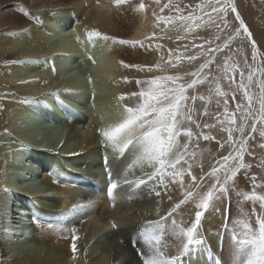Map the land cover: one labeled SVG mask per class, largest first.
<instances>
[{"label":"bare ground","instance_id":"obj_1","mask_svg":"<svg viewBox=\"0 0 264 264\" xmlns=\"http://www.w3.org/2000/svg\"><path fill=\"white\" fill-rule=\"evenodd\" d=\"M141 3L145 5L143 9L140 8ZM150 6L146 0H125L121 5H117L115 0H0V109L3 110L0 113V215H3V219L5 214L15 212L16 217L11 219L15 222L17 218L15 228H8L4 221H0V258L4 256L0 264H146L147 260L153 258L154 249L141 234L149 232L160 237L157 247L163 251L164 257L178 255L184 242L180 229L194 221L196 204L214 182L206 174L211 172L212 167L219 166L218 161L224 155L229 152L235 154L234 149H237L241 139L246 140L244 162L251 165L246 171L257 177L258 185H264V181H261V177H264V144H261L259 128L253 131L250 126L245 128L243 125L241 132L238 129L232 131L231 142L229 138L220 139L222 135L214 126L217 113L210 109L215 106L217 92L208 88L201 89L197 94L190 92L196 97L187 101L192 120L184 122L182 134L178 137L179 144H188V149L181 166L177 168L181 175L175 178L169 169L162 178L149 180V175L156 168L144 156L141 146L136 149L130 147L123 154L113 146L105 150L108 159L106 168L113 172L111 183H117V188L109 195V185L105 186L107 179H102L106 172L100 168L97 156L96 115L87 111L83 119L80 116L74 118L75 115L71 117V134L79 132V124L83 128L76 136L78 147L70 150L64 146L58 153L70 158L72 167L69 169L64 161L66 167L62 166L61 155L50 154L49 157L51 163L48 161V164L60 167L65 178L55 180L43 173L45 189L42 191L14 185L6 179L7 170L22 169L21 160H14L22 159L24 149L28 148V153L32 151L35 162L41 163L37 161L38 153L34 147L29 148L34 144L31 136L23 135L19 127L24 110L33 108L36 102L48 105L51 101L69 97L77 99L80 105L90 95L115 127L127 118L125 107L134 106L128 97L130 93L141 90L137 81L156 76H179L177 82L187 85L190 83L187 74L193 66L209 57L217 44L224 41L223 32L216 39L185 38L181 24L174 23L153 34ZM71 22L75 26H71ZM59 27L64 30L60 36L62 39L52 45L56 33L60 32ZM93 30L100 32L101 37L90 40L87 34ZM227 31L226 28L224 32ZM103 36L115 39L104 40ZM121 40L137 43L121 44ZM203 40L206 41L205 45L199 47L197 43ZM91 44L97 49H92ZM99 53L103 54L101 59L106 65L101 64L105 70L95 67V72L100 74L102 81L84 87L79 82L65 81L63 77L64 80H61L56 72L58 66L62 70L59 62H69L70 58L84 54L96 59ZM125 64L139 65L144 70L126 68ZM148 68L153 70L149 72ZM159 83L161 87L170 86L164 80ZM38 84H42L43 88L36 87ZM206 101L209 104L207 109L203 108ZM52 107L55 108L54 105ZM208 122H213L211 129L204 126ZM186 129L191 131V138L186 135ZM54 131L49 133L53 140L57 133ZM141 131L144 129L137 130L135 135ZM204 135L211 136V139L203 141ZM19 141L23 143L20 145L17 143ZM34 146L40 147L38 143ZM86 147L90 148L88 152L85 151ZM77 156L89 167L80 171L77 161L71 159ZM33 167L38 168L36 165ZM79 172L82 180L75 184ZM244 173L245 170H241L237 187L231 194V216L227 235L222 238L223 247L217 248L213 238V249L221 256L223 264H246L253 252L251 244L242 242L250 239L245 225L254 231L258 229L255 219L260 207L257 201L246 200L242 195L252 192ZM193 176L196 177L195 181ZM220 176L223 177V172H220ZM125 178L131 183H124ZM141 179L145 181L143 185L139 184ZM189 191L193 194L192 198L187 195ZM256 195H264V188L257 187ZM46 197L51 198L48 204L53 203L55 208L39 203L40 199ZM215 203L221 211L210 209L199 228L201 233L209 236L225 230L223 205ZM29 204L43 212L44 220H48L45 224H36L39 234L47 239L48 246L62 251L63 255L54 257L46 250L47 253L37 236L33 238V245L23 244V241L30 240L25 233L26 221L29 223L34 217ZM51 221L54 222L51 224ZM5 236L12 238V248H9L10 245L6 248L2 243ZM233 236L236 238L232 239ZM203 256L200 252V259ZM190 259L183 258L182 264H189Z\"/></svg>","mask_w":264,"mask_h":264},{"label":"rangeland","instance_id":"obj_2","mask_svg":"<svg viewBox=\"0 0 264 264\" xmlns=\"http://www.w3.org/2000/svg\"><path fill=\"white\" fill-rule=\"evenodd\" d=\"M146 1L151 5L150 9L152 8L153 12V24L151 27L153 30V34L154 31H163L162 28L166 26L168 28V25L173 23L181 24L180 27L181 30L184 31L183 34L185 38L195 39L197 37L198 39H216L222 32L225 34V36L223 37L224 41L220 42L219 45L217 44L215 48L212 47L214 48V50L209 54V57L203 58V62L201 61L200 64L198 63V65L196 64L193 66V69L195 71L192 69L190 73L187 74V78H189L188 80H190L191 83L193 79H197V77L193 74L199 73L200 76H198V78L200 82H198L193 88L188 89L186 93L188 96H193L192 94H190V92H192L193 94H197L198 91L203 88H208L209 91L214 90V92H217L216 102L214 104L215 106H211L210 109L214 112L216 111L217 113L215 115L217 117L214 126L218 127L219 130L217 132L218 134L222 135H219L221 137L220 139L226 140L228 138V134H226V131L229 127H231L232 131L238 129L239 132H241V130L244 129L243 125L245 128L247 126H250L252 130V125L254 123L256 124V128H259L258 132H264V122H261L260 120L261 103L264 102V0H232V3L237 9V12L239 13L241 19L244 21V25L248 28L251 39H248V37L243 33L242 30L238 31V29H240V21L235 18L236 13H232L231 11H229L226 17L227 27H225V25L221 22L222 18H218L216 14L211 11V8L208 7L210 3L214 4L215 0H158V2L157 0ZM188 16H192L193 19H181V17L186 18ZM210 16L211 18H213L212 20H210ZM70 25L75 26V24H73L72 22L70 23ZM59 28H61L62 31L60 30V32L58 31V33H56L57 35H55V39L57 41L53 39L52 45H55L62 39L60 36L64 33V30L62 29V27ZM226 28L229 32H224ZM253 41L255 42V48H253L252 45ZM205 43L206 41L203 40L197 44H199V47H203ZM91 45L92 49H97L93 44ZM225 45H227V47H225ZM218 48L220 49V51H217ZM254 52L256 54L255 59H253ZM101 54L102 53H99L98 56H95L97 57L96 59L94 58V56L92 57L91 55L84 54L80 57L74 56L70 58L71 61L69 60V62H59L58 65H62V70H60L61 68L58 66L56 68V72L59 76H61V80L65 79V81H74L77 83L79 82L84 87H88L99 80H103L100 74L95 72V67H99V69L105 70V68H103L105 66H102V64H106L104 63L105 61L102 62L104 59H101L103 56V54L102 56ZM205 63H208V67L200 71V66ZM241 73H243V77L241 76ZM249 75H251V79H249ZM36 87L41 89L43 88L42 84H38V86L36 85ZM217 89H219V92L217 91ZM245 91L248 92V96L244 95ZM248 97H251V103H249ZM57 100L51 101V103H49L48 105L42 102H36L34 107L36 106V108L38 109H34L33 107L28 110H24V118L19 122V125L21 124V126H19L21 128L20 131L23 135H27L29 137L31 136V140L34 144L33 146H29V148L34 147V150L38 153L37 161L41 163L38 164L37 162H35V155L32 154L31 150V153H28L27 150L29 149H24L22 159L18 158L14 160L16 162H19L21 160L20 162L22 163V169L19 170L17 168H14L11 172L10 170H7L5 172L6 179L11 184L32 187L36 191H42L45 189V183L42 179L43 173L51 176V178L53 179L55 178V180L57 178V180H60V178H65L60 167H54L53 164H48V161L50 162V154H58L59 151L64 148V146H66L65 148H68L70 150H74L78 147L79 140L76 136L78 135L77 133L82 131L83 128L82 125L79 124V127L77 128L79 132L71 134L69 129L70 124L72 123L71 117L75 115L74 118L76 116H80L83 119L87 116V111H89L93 112V115H96L94 116L96 117L97 123L95 125L97 127L96 129L98 134L96 139V145L98 147L97 156L99 157V161L101 163L100 168H104V172H106L102 179H107V183H105V186L110 185L111 179H113V172L112 170L109 171L106 168L108 159L105 157V150L107 148H112L114 145H112L110 142H107L106 138L101 134V132L102 130H109L112 127L114 128V124H112V121H108L106 119L103 108L95 103L93 96L89 95L87 100L80 105L78 104L77 99L72 100L69 97H64V99H60L59 101ZM52 105H54L55 108H53ZM207 106H209V104L206 101L203 108L205 107V109H207ZM52 110L54 112H49ZM1 112H3V110L0 109V113ZM83 114H86V116H84ZM33 115L35 117L37 116V119H35ZM246 116L249 118H246ZM44 117H47V119H44ZM228 118H230L229 121ZM232 121H234V123H231ZM212 124L213 122H208V125H211V127H209L210 129L213 126ZM54 127L57 128L55 140L51 139L52 137L45 132L46 130L52 131ZM186 131L188 132L187 129ZM220 131H222V133ZM5 139H8V137H6ZM202 140L206 141L203 137ZM261 141V144H264V137L262 136ZM17 143L21 145V143L23 142L19 141ZM37 143L38 146L40 145L39 148H35L34 146L35 144L37 145ZM86 148L85 151L88 152L90 148ZM60 157L61 159L63 158L61 160L62 166L66 167L67 164L68 168L70 169L72 167L69 162L70 158H67L63 155H61ZM71 159L77 161L78 165L81 168L80 171H82L86 167H89L85 162H83V159L78 158V156L71 157ZM35 165L38 168L33 167ZM32 167L34 168L33 170L37 169L38 171L34 172L31 169ZM39 170L43 172L40 173ZM108 171L112 173H109ZM54 173L56 174L55 176L53 175ZM80 174L81 172H79V175H77L76 182H74L75 184H78V182L82 180V176H80ZM49 200H51V198H42L40 199L39 203H44L47 204V206L50 205L52 206V208H55L53 203L48 204L50 202ZM27 201L29 202V200ZM29 206L31 213H33V216L38 217V219L33 220L32 217L29 223L26 221L28 226L26 225L27 228L25 233L28 234L30 240L23 241V244H25L26 242V245H33V238H35L34 236H37L39 239H41L40 245L45 251L47 250L52 256L54 255V257L63 255L62 251L58 252L56 249L48 246L46 241L47 239L39 234L36 228V224H45L46 221H48L44 220L45 217L43 212L34 209L31 204H29ZM3 212L5 211L3 210ZM14 213L15 212L11 214L9 213V215L5 214V218L3 219V215H0V221H2V223L4 221L7 224L8 228H15V222L17 218L15 219V222L12 221L13 219H11V217H16ZM53 222L54 221H51V224ZM5 238L1 240L2 243L4 242V246L6 245L5 247L7 248L10 245L9 248H12V238L10 236H5ZM21 253H23V251ZM2 258H4V256Z\"/></svg>","mask_w":264,"mask_h":264},{"label":"snow or ice","instance_id":"obj_3","mask_svg":"<svg viewBox=\"0 0 264 264\" xmlns=\"http://www.w3.org/2000/svg\"><path fill=\"white\" fill-rule=\"evenodd\" d=\"M125 0H115L117 5H121ZM158 2V0H157ZM145 5L140 4V8L143 9ZM211 11L216 14L218 18H222L221 22L227 27V15L229 11L236 13V19L240 21V29L243 33L251 39V35L248 28L244 25V21L241 19L235 5L232 0H215V3L208 5ZM211 19V16L209 17ZM181 19L192 20V16L181 17ZM88 37L91 40L93 37H101V33L98 31L88 32ZM104 40L115 39L108 36L102 37ZM121 44H133L137 42L119 41ZM253 48H255V42H252ZM227 47V45H225ZM217 51H220L218 48ZM255 52L253 53V59H255ZM189 59H195V57H189ZM124 67H137L140 70H144L139 65H127ZM208 67V63L200 66V71ZM153 69L148 68L147 71L151 72ZM197 79H193L191 83L185 85L178 83L179 76H156L150 80L137 81V84L141 86V90L138 92H132L129 94V100L133 101L134 106L125 107L124 111L127 113V118L117 124L114 128L109 130H102L101 134L106 138L107 142L116 146L121 154H123L130 147L136 149L137 146L143 148V154L147 157L149 163L156 168V171L149 175L148 179L152 180L155 177H163L166 170H171L172 177L175 178L181 175L177 171L178 166H181L184 156L187 153L188 144L181 146L178 142V137L182 134V126L184 122L191 121L192 116L189 114L187 101L195 100V96L189 97L186 93L188 89L193 88L199 81V73H194ZM243 77V73H241ZM251 79V75H249ZM164 80L170 83V86L161 87L160 81ZM219 92V89H217ZM245 96H248V92L245 91ZM123 99V97H122ZM249 103H251V97H248ZM239 107V106H238ZM207 115V113H205ZM261 122H264V102L261 103ZM231 123H234L232 121ZM199 126V125H197ZM205 127H211V125H204ZM144 129L139 135H135L137 130ZM252 130H256V124L252 125ZM228 138L231 142L232 129L229 127ZM186 135L191 138L192 133L189 130ZM260 136L264 137V132H260ZM205 140L211 139V137L204 135ZM223 147V145H221ZM246 147V140L241 139L237 149L234 152H229L228 155H224L220 161H218V167L214 166L210 173L206 175L210 177L214 182L210 184L208 190L204 192L202 198L196 204L195 218L191 222L190 226H186L180 229V233L183 237L182 247L179 249L178 255L171 257H164L163 251L157 247L160 243V237L149 233H142L145 241L154 249L153 258L146 261V264H182V259L190 257L189 264H223L221 256L213 249V238L216 241V247L222 248V238L227 235V224L231 216V194L237 187V177L241 173V170H245V177L250 182L252 192L243 193L246 200H255L259 203L260 212L256 215L255 223L258 225L257 230H252L249 225H245L248 228V235L250 239H246L242 243L251 244L253 246V252L251 257L246 261V264H264V195L257 196V187L264 188V185L257 184V177L247 173V169L251 165L244 162V153ZM264 147V145H262ZM229 161H232L229 163ZM220 172H223L221 178ZM193 181L196 177H192ZM203 179V177L201 178ZM261 181H264V177H261ZM182 183V181H179ZM124 183H131L126 178ZM145 181L141 179L139 184L143 185ZM117 188V183L113 181L108 187V193L111 195L113 190ZM158 194V193H157ZM241 195V193H237ZM188 197L192 198L191 191L188 192ZM223 205L222 216L225 221L224 232L216 231L211 233V236L207 233H201L199 231L203 218L207 212L212 209L217 212L221 211V208L217 205ZM183 203V202H182ZM85 207V206H80ZM23 212V210H21ZM38 219V217H33ZM150 224L152 222H149ZM236 237H232L235 239ZM75 239V237H74ZM155 241V243H153ZM75 249V245H73ZM204 254L203 259H200L199 253Z\"/></svg>","mask_w":264,"mask_h":264},{"label":"water","instance_id":"obj_4","mask_svg":"<svg viewBox=\"0 0 264 264\" xmlns=\"http://www.w3.org/2000/svg\"><path fill=\"white\" fill-rule=\"evenodd\" d=\"M60 30H61V29H60ZM44 119H47V117H44ZM35 123H36V122H35ZM52 130H53V131L55 130L54 132H57V131H56V130H57L56 127H54ZM45 132H46V134L49 135V133L52 132V131H51V130H46Z\"/></svg>","mask_w":264,"mask_h":264}]
</instances>
